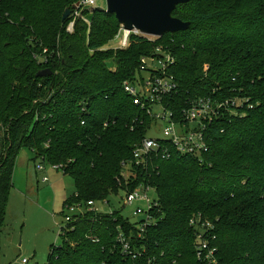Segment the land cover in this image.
I'll return each mask as SVG.
<instances>
[{
  "label": "trees",
  "instance_id": "1",
  "mask_svg": "<svg viewBox=\"0 0 264 264\" xmlns=\"http://www.w3.org/2000/svg\"><path fill=\"white\" fill-rule=\"evenodd\" d=\"M76 2L0 0V231L15 159L26 147L33 160L72 177L75 193L64 205L104 200L140 180L156 194V222L142 238L118 211L87 212L68 224L47 264H198L188 224L196 214L214 225L224 264H264V0H189L172 12L190 22L187 30L154 40L131 34L126 48L105 47L120 25L104 8L86 10L89 25L77 19L66 32L62 14ZM157 45L175 59L178 92L166 100L176 110L195 95L248 98L237 114L208 125L202 162L171 150L169 159L132 166L150 119L121 84ZM45 68L52 73L37 76ZM126 169L135 171L133 182ZM121 231L140 256L122 253Z\"/></svg>",
  "mask_w": 264,
  "mask_h": 264
},
{
  "label": "built area",
  "instance_id": "2",
  "mask_svg": "<svg viewBox=\"0 0 264 264\" xmlns=\"http://www.w3.org/2000/svg\"><path fill=\"white\" fill-rule=\"evenodd\" d=\"M74 5L76 7L69 16V18L72 16V19H69L66 26L68 33L73 32L77 19L86 20L81 14L83 10L91 12L97 8H105V5L98 6V0H77ZM131 34L142 35L147 40L159 38L145 36L137 30H125L120 25L115 36V48H126L130 43ZM45 52L46 49L43 50V53ZM174 63L173 55L162 45H157L151 54L140 57L133 77L124 80L121 84L122 90L128 95L136 109L150 119L145 136L135 144L132 150L131 162L134 168H146L152 156L160 155L162 159H169L171 150L202 162L212 140L211 136L208 135V125L223 114H237L238 110L244 107V103L248 101V98L241 96L215 98L195 95L189 97L176 110L175 104L171 106L166 100L167 96L178 92V82L170 71ZM206 68L205 65L204 70ZM246 105L252 107L249 102ZM84 123L85 120L81 119V124ZM152 129L160 130L162 137H148L146 134ZM52 166L61 169L60 165ZM36 168L41 170L44 166L42 163H38ZM122 175L125 181L133 182L135 179L134 170L128 172L126 169ZM46 180L47 176L43 177V181ZM122 190L125 192L124 204L132 205L135 201H145L148 205L146 210L138 205L133 210L135 216H142L135 225L137 228L136 238H142L145 230L156 222V217L152 214L156 200L147 196V192L149 190L154 191V188L147 182L140 180L133 188ZM95 202L88 200L64 205L66 212L62 214L63 220L60 222L59 234L63 235L70 229L68 224L87 212L103 214L104 212L97 210ZM188 224L195 235L194 252L198 264H224L219 259L217 246L214 244L215 233L212 222L201 214H196L189 219ZM116 240L122 253L127 257L135 258L142 254V251L134 247L132 236L125 235L121 231L116 235ZM21 263L30 264L28 258H21Z\"/></svg>",
  "mask_w": 264,
  "mask_h": 264
},
{
  "label": "rangeland",
  "instance_id": "3",
  "mask_svg": "<svg viewBox=\"0 0 264 264\" xmlns=\"http://www.w3.org/2000/svg\"><path fill=\"white\" fill-rule=\"evenodd\" d=\"M103 5L105 0H98V6ZM87 11L81 13L86 20H80L89 25ZM115 36L105 47L115 48ZM146 135L162 137L161 131L155 129ZM38 163L40 161L32 159L28 148H20L15 159L6 214L0 231V264H22L21 258H28L30 264H47L51 247L63 243L59 226L63 220L62 214L66 212L64 202L75 193L74 182L70 175L50 164L42 163L44 168L37 169ZM45 176L47 181H43ZM124 195L123 190H118L104 200H97L95 207L104 213L118 211L123 218L136 222L142 216H135L133 210L137 205L146 210L148 205L145 201L124 204ZM147 196L155 199V191L149 190Z\"/></svg>",
  "mask_w": 264,
  "mask_h": 264
},
{
  "label": "water",
  "instance_id": "4",
  "mask_svg": "<svg viewBox=\"0 0 264 264\" xmlns=\"http://www.w3.org/2000/svg\"><path fill=\"white\" fill-rule=\"evenodd\" d=\"M189 0H105L104 10L113 14L125 30H137L141 34L161 37L166 33H177L189 28L190 22L172 15L177 5ZM67 7L62 20L65 21L75 9ZM49 68L41 69L37 76L50 75Z\"/></svg>",
  "mask_w": 264,
  "mask_h": 264
},
{
  "label": "crops",
  "instance_id": "5",
  "mask_svg": "<svg viewBox=\"0 0 264 264\" xmlns=\"http://www.w3.org/2000/svg\"><path fill=\"white\" fill-rule=\"evenodd\" d=\"M47 180H48V179H47ZM47 180H46V181H47Z\"/></svg>",
  "mask_w": 264,
  "mask_h": 264
}]
</instances>
